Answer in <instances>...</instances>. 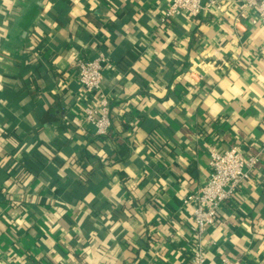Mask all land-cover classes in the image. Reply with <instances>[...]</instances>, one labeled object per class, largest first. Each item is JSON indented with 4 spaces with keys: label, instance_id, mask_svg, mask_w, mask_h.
<instances>
[{
    "label": "crops",
    "instance_id": "1",
    "mask_svg": "<svg viewBox=\"0 0 264 264\" xmlns=\"http://www.w3.org/2000/svg\"><path fill=\"white\" fill-rule=\"evenodd\" d=\"M29 1L0 0V264H191L183 198L232 144L260 164L204 232L205 263L264 264V24L238 20V0L166 20L168 0H38L21 56ZM100 48L103 136L75 66Z\"/></svg>",
    "mask_w": 264,
    "mask_h": 264
},
{
    "label": "built area",
    "instance_id": "2",
    "mask_svg": "<svg viewBox=\"0 0 264 264\" xmlns=\"http://www.w3.org/2000/svg\"><path fill=\"white\" fill-rule=\"evenodd\" d=\"M208 6L210 4L206 0H168L164 19L183 12L198 16ZM237 10L238 20L251 18L255 23L264 24V0H238ZM75 66L79 82L91 98V104L85 107V120L94 125L96 134L107 135L112 126V113L109 99L102 92V82L105 68L112 66L109 57L104 51H99L91 57L78 58ZM259 164L258 153L244 152L237 144L223 151L216 146L211 148L209 179L197 192H191L183 198V203L192 208V229L199 238L191 264H206L205 246L201 241L204 232L217 222L221 208L234 199L242 183L252 177ZM222 264L242 262L225 256Z\"/></svg>",
    "mask_w": 264,
    "mask_h": 264
},
{
    "label": "trees",
    "instance_id": "3",
    "mask_svg": "<svg viewBox=\"0 0 264 264\" xmlns=\"http://www.w3.org/2000/svg\"><path fill=\"white\" fill-rule=\"evenodd\" d=\"M30 3H28L27 5H24L23 8H21V10H25L23 11V13L18 16V18L16 20H13L14 22L11 24V35H10V38L12 41H14V46H16V54L17 55H23L25 51L27 50H30L29 47L26 45L25 43V37L31 33L34 32L35 28L33 26V23H34V18L37 14V10H38V0H31L29 1ZM33 10H36V11H33ZM104 52H108L106 49L100 48V51H103ZM31 57H29V59L31 60V62H34L33 64L35 65L36 64V67H39V60H38V54H34L33 52H31ZM29 76V74L27 75ZM58 113V111H56V109H50L49 111H46L45 114L43 115L44 116V119H47L50 117V115H54ZM85 157L84 158H87L88 157H92V156H95V157H98L97 155H93L91 153H86L84 154ZM97 160L95 159V162L96 163ZM93 163V165L95 166V164ZM27 166H22L21 168H19V171L21 169H24L26 168ZM89 171V170H88ZM88 171H85L84 172V177H88L90 175H92V171L93 170H90V172Z\"/></svg>",
    "mask_w": 264,
    "mask_h": 264
}]
</instances>
